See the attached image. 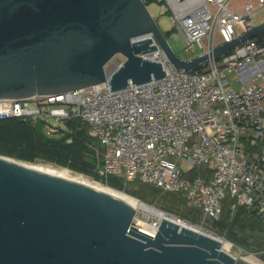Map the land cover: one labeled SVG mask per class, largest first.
Wrapping results in <instances>:
<instances>
[{"label":"water","instance_id":"1","mask_svg":"<svg viewBox=\"0 0 264 264\" xmlns=\"http://www.w3.org/2000/svg\"><path fill=\"white\" fill-rule=\"evenodd\" d=\"M146 34L157 44L137 39ZM250 39L264 46V22L184 59L143 0H0V99L104 82L121 90L165 77L143 57L158 45L176 70L194 72ZM117 55L124 60L110 65ZM37 131L49 142L70 137L47 136L40 119ZM136 215L112 193L0 155V264H254L183 219L159 217L155 229Z\"/></svg>","mask_w":264,"mask_h":264},{"label":"built area","instance_id":"2","mask_svg":"<svg viewBox=\"0 0 264 264\" xmlns=\"http://www.w3.org/2000/svg\"><path fill=\"white\" fill-rule=\"evenodd\" d=\"M157 1L170 6V22L187 55L216 32L228 42L253 29L254 15L264 8V0ZM137 39L157 44L152 34ZM143 57L161 62L165 77L121 90L104 82L62 94L0 99V117L36 125L40 119L49 137L69 132L68 143L73 132L87 127L97 142L98 175L181 192L189 207L202 209L203 220L218 219L227 197L234 199L232 209L246 207L264 218L262 43L250 39L194 72L176 70L159 45ZM196 168L211 176L187 178ZM138 216L137 209L140 222ZM159 223L160 218L147 226L158 229Z\"/></svg>","mask_w":264,"mask_h":264},{"label":"trees","instance_id":"3","mask_svg":"<svg viewBox=\"0 0 264 264\" xmlns=\"http://www.w3.org/2000/svg\"><path fill=\"white\" fill-rule=\"evenodd\" d=\"M154 2L158 1H145L147 6ZM158 3L162 6L166 5L165 1ZM167 12L169 14V11ZM165 35L169 38L171 32H166ZM71 139L70 143L66 141L49 142L39 135L37 125L33 120L0 117V155L25 162L51 163L88 176L109 187L124 190L147 203L158 202L159 199L164 200L172 205V207L164 206V209L174 211L185 220L196 223L203 218L202 209L189 207L181 192H167L139 180L133 181L138 184V189H130L124 179L114 176L104 178L98 175L96 169L100 166V161L94 149L97 142L88 134L87 127L82 126L73 132ZM206 173L207 171L203 168H196L186 176L191 179L201 175L205 176ZM207 176L209 178L211 175L207 173ZM233 203L234 199L227 197L220 217L209 219L211 223L208 225L235 246L256 253L264 259V218L246 207L240 206L232 209Z\"/></svg>","mask_w":264,"mask_h":264},{"label":"rangeland","instance_id":"4","mask_svg":"<svg viewBox=\"0 0 264 264\" xmlns=\"http://www.w3.org/2000/svg\"><path fill=\"white\" fill-rule=\"evenodd\" d=\"M148 9H149L150 13L152 14V16L158 22L160 28L165 33L166 32H171V35L168 38V42L172 46L173 50L181 58L190 59V58H192L194 56H197V55H200L201 53H203L206 50L207 47H210V46L215 47V46L220 45V44L225 42L224 37L222 35H220L219 32H216L215 37H214L215 39L211 38V39L207 40L202 47L201 46H197L195 54L187 55L186 52H185V42L183 40L182 35L178 31H176V29L172 26V24L170 22L169 14H168L167 11L171 12V8H170V6H168L167 2H166L165 7H162V5H160L158 2H154V3H152V4H150L148 6ZM254 18H255L256 22L258 23V25L263 23L264 22V8L260 9L254 15ZM123 60H124V58L121 55H117L112 60V62H111L112 64H110V65H118ZM10 158H12V157H10ZM13 159H15V158H13ZM15 160H17V159H15ZM18 161H20V160H18ZM22 162H25V161H22ZM25 163H28V164H42V165L51 166V167H54V168H57V169H60V168L61 169H66V168H63V167L55 166V165H53L51 163H47V162H44V161L25 162ZM69 171L73 175L82 176L85 180H88V181L93 182V183H99V184H101L103 186L109 187L107 185H104V184H102L100 182H97V181L89 178L88 176L73 172L71 170H69ZM127 185H128V187L130 189H136V190L138 189V184L136 182L135 183L127 182ZM110 188H112V187H110ZM112 189H114V190H116L118 192L124 193V194H128V195L140 200L142 203H145V204H147V205H149L151 207H154V208H156V209H158L160 211H163L165 213V216H167L169 218H173V219H179L180 218V219H183L178 214H176L174 211H169V210L164 209L163 208L164 206L172 207V205L170 203H166L164 200L159 199L158 202L156 201V202H153V203H147V202L142 201L140 198L127 193L124 190H119V189H116V188H112ZM138 219L140 220V222L145 223V225H149L153 221L159 220V216L155 215L153 213H150L148 211L140 209L139 210ZM183 220H185V219H183ZM185 221H187L188 223L194 224L197 229H199V230H201L203 232H206L208 234H211L212 236L219 238L220 240H222L225 243H229L230 247H229L228 244H225V246H224L225 248L224 249L229 251L232 255H234L236 257H246L247 259H251L252 261H254V262L258 263V264H264V259L261 258L256 253H253V252L247 251V250H245L243 248L235 246L233 243H231L230 241L226 240L222 235H220L216 231L212 230L210 228V226L208 225V224L211 223V221H209V219H204L203 220V218H202L199 222H196V223L191 222L189 220H185Z\"/></svg>","mask_w":264,"mask_h":264},{"label":"bare ground","instance_id":"5","mask_svg":"<svg viewBox=\"0 0 264 264\" xmlns=\"http://www.w3.org/2000/svg\"><path fill=\"white\" fill-rule=\"evenodd\" d=\"M26 164L28 166L36 168L40 171H44V172L50 173L52 175L60 176L63 178L71 179V180L77 181L79 183H83L85 185H88L90 187H93V188H96V189H99V190H102L105 192L112 193V194L124 199L125 201L130 203L133 207H135L138 210L142 209V210L148 211L150 213H153L155 215H158L159 217L165 216L160 210H158L154 207L148 206V205L142 203L140 200H138V199H136V198H134L128 194L118 192V191H116L110 187L103 186L99 183H93V182H90L88 180H85L82 176L71 174V172L68 169H61V168L57 169V168H54L51 166H45L42 164H28V163H26ZM177 222L180 223V225H184V223L182 221L177 220ZM141 223H143V222H141ZM143 224H145V223H143ZM225 244H228L229 247H230V244L223 242V250L227 251L226 249H224ZM227 252H229V251H227ZM244 259L248 260L251 263L258 264L256 262L252 261L251 259H247L246 257H244Z\"/></svg>","mask_w":264,"mask_h":264}]
</instances>
